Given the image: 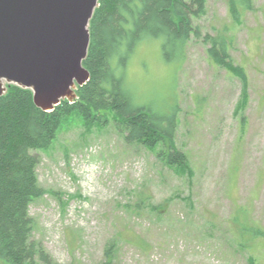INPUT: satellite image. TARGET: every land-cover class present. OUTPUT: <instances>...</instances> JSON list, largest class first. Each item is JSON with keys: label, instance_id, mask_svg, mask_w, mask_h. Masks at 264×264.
Returning a JSON list of instances; mask_svg holds the SVG:
<instances>
[{"label": "rangeland", "instance_id": "obj_1", "mask_svg": "<svg viewBox=\"0 0 264 264\" xmlns=\"http://www.w3.org/2000/svg\"><path fill=\"white\" fill-rule=\"evenodd\" d=\"M193 23L230 39L246 96L203 37L192 36L175 65L160 39L141 41L126 81L144 102L176 104L174 143L185 162L168 166L160 145L128 144L111 125L67 117L36 151L45 192L29 206L32 238L55 264H101L108 247L115 264H264V234L255 233H264V0L239 22L227 0H207Z\"/></svg>", "mask_w": 264, "mask_h": 264}, {"label": "trees", "instance_id": "obj_2", "mask_svg": "<svg viewBox=\"0 0 264 264\" xmlns=\"http://www.w3.org/2000/svg\"><path fill=\"white\" fill-rule=\"evenodd\" d=\"M206 1L98 0L82 63L90 78L77 87L72 102L64 99L45 112L34 104L30 89L6 85L0 96V264H55L32 238L29 206L45 192L37 180L36 151L52 145L67 117L76 114L89 125H111L128 144L150 149L160 145L158 156L168 166L184 164L185 155L174 143L176 104L144 102L126 81V62L141 41L160 39L163 60L175 65L184 60L191 37H203L208 57L238 76L246 96L247 76L232 63L230 39L223 34L202 35L193 23L205 11ZM227 4L234 22L253 9V0H227ZM255 233L264 234L261 229ZM101 264H115L110 247Z\"/></svg>", "mask_w": 264, "mask_h": 264}, {"label": "water", "instance_id": "obj_3", "mask_svg": "<svg viewBox=\"0 0 264 264\" xmlns=\"http://www.w3.org/2000/svg\"><path fill=\"white\" fill-rule=\"evenodd\" d=\"M98 0H0V96L7 84L30 89L34 104L53 111L90 74L83 66L89 22Z\"/></svg>", "mask_w": 264, "mask_h": 264}]
</instances>
